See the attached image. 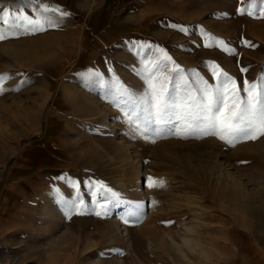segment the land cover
Instances as JSON below:
<instances>
[{
  "label": "rangeland",
  "instance_id": "374dc122",
  "mask_svg": "<svg viewBox=\"0 0 264 264\" xmlns=\"http://www.w3.org/2000/svg\"><path fill=\"white\" fill-rule=\"evenodd\" d=\"M152 2L160 15L142 32L109 42L82 27L12 35L0 24V264H264V136L172 134L193 124L205 89L231 78L243 99L244 82L264 78V0ZM154 87L181 107L145 138ZM123 165L142 171L131 197L105 174ZM45 202L68 210L44 253L10 249L29 242L23 228Z\"/></svg>",
  "mask_w": 264,
  "mask_h": 264
},
{
  "label": "snow or ice",
  "instance_id": "6c2138e0",
  "mask_svg": "<svg viewBox=\"0 0 264 264\" xmlns=\"http://www.w3.org/2000/svg\"><path fill=\"white\" fill-rule=\"evenodd\" d=\"M37 2V0H32ZM10 12L8 9L0 11V24L8 27L9 33L27 34L43 31L45 25L48 27H55L56 21L47 13H57L60 17L67 16L68 13L60 11L59 9H52L44 4L40 5L38 13L35 18L28 16L23 10ZM243 11V9H241ZM251 14V13H249ZM170 27H180L178 25H170ZM21 30H23L21 32ZM184 29L181 27V31ZM4 32H0V40L6 39ZM247 43V42H245ZM165 59H171L165 54ZM227 78L225 73H220ZM4 79V75L0 74V81ZM230 80V88H223V86L212 90L205 89L202 101L196 104V112L193 117V124L188 125L185 132H175L174 135H181L182 138L195 136L199 139L202 135H214L219 139L226 141L229 144H234L237 141L256 140L260 136H264V78L261 79L259 85L256 83L244 82L243 91L246 94L245 98L239 97V90L236 82ZM24 83H27L25 81ZM0 88V92H3ZM166 89L157 90L153 88L151 97V112L152 116L147 121L144 129L141 131L147 138L152 125H160L167 123L163 119L165 115L173 112L176 108L181 107L179 104L169 103L164 96ZM184 107L191 109V104H185ZM198 133V134H197ZM159 135V133H156ZM154 142V141H153ZM152 180V178H149ZM162 181L153 180L149 183V187H156L162 184ZM76 207V205H71ZM99 214V213H98Z\"/></svg>",
  "mask_w": 264,
  "mask_h": 264
},
{
  "label": "crops",
  "instance_id": "0c3cea01",
  "mask_svg": "<svg viewBox=\"0 0 264 264\" xmlns=\"http://www.w3.org/2000/svg\"><path fill=\"white\" fill-rule=\"evenodd\" d=\"M152 0H0V2L16 3L12 11L19 13L35 12L41 4L52 9H59L68 13L60 17L58 12H49L57 25L63 27H82V31L105 36L108 42L113 38H120L131 31H143L146 21L160 12L153 7ZM155 1V0H154ZM21 4V5H20ZM20 5V6H19ZM105 44L106 42H99ZM92 52L100 45H90ZM79 48L78 46H75ZM104 48V46L102 47ZM78 57V53L76 54ZM12 195L10 196V198ZM27 198V196H26ZM9 199V196L8 198ZM23 199V198H22ZM12 201H15L12 199Z\"/></svg>",
  "mask_w": 264,
  "mask_h": 264
},
{
  "label": "bare ground",
  "instance_id": "6f19581e",
  "mask_svg": "<svg viewBox=\"0 0 264 264\" xmlns=\"http://www.w3.org/2000/svg\"><path fill=\"white\" fill-rule=\"evenodd\" d=\"M106 90H107V88L105 87L103 89V91L101 92V94H104L106 92ZM72 95L73 94H70V96L68 95L69 99H72L74 97V95L73 96ZM77 104L79 105V102ZM77 107L80 109V111H84L83 106H77ZM125 144L127 145L128 143L125 142ZM123 153L124 152L119 151L117 153V156L123 155ZM80 155L82 156L83 154L81 153ZM125 160H126V156H124L123 158L121 157V160H119V161L121 162V164H123V163L125 164ZM129 162L132 163V161H129ZM119 169L120 170L118 172L115 170H108V173H105V174H107V176L109 177L111 184L119 185L122 188V191L124 190L126 195H128V197H129L133 188L139 189V187L141 186L142 171L137 166L136 167L132 166L130 168H126V165H123L121 168L119 167ZM142 198H143V195H142ZM142 201L143 200L139 198L137 200V203L141 204ZM67 210L68 209H65V207L62 204H57L54 202H45L44 207L40 211H38L37 216L33 217V218L39 219V225L33 226V225L27 224L23 228V232L29 235V238H30L29 242H25L23 244L17 245V243H12V242L8 241L7 246H9L10 249H16L17 250V248H18V249H21L22 251L24 249L27 252L32 253V254L44 253L43 247L47 246L49 243H51V239L49 238V236H47V234L51 232L52 228H56V229L61 228L59 222L54 220V217L63 218L64 215L67 213L66 212ZM32 222H33V220H32ZM65 230H68V229H65ZM43 233H45L46 236H42ZM168 236H170V235L168 234ZM50 237H51V235H50ZM170 238L172 241L174 240L172 237H170ZM191 243L192 242H191V239L189 236H186V235L182 236V244L183 245H185L189 248L193 247L196 249L197 245L196 244L192 245ZM176 246L180 249L179 244L178 245L176 244ZM1 256H2V254H1ZM46 257H48V254ZM109 263L110 262H108V264Z\"/></svg>",
  "mask_w": 264,
  "mask_h": 264
}]
</instances>
